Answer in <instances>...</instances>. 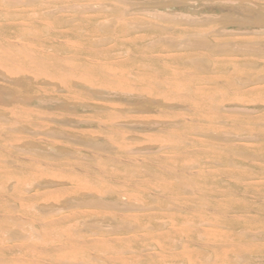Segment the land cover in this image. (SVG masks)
<instances>
[{
  "label": "bare ground",
  "instance_id": "1",
  "mask_svg": "<svg viewBox=\"0 0 264 264\" xmlns=\"http://www.w3.org/2000/svg\"><path fill=\"white\" fill-rule=\"evenodd\" d=\"M0 264H264V0H0Z\"/></svg>",
  "mask_w": 264,
  "mask_h": 264
},
{
  "label": "rangeland",
  "instance_id": "2",
  "mask_svg": "<svg viewBox=\"0 0 264 264\" xmlns=\"http://www.w3.org/2000/svg\"><path fill=\"white\" fill-rule=\"evenodd\" d=\"M226 226H227L228 228H230L231 230L233 229V226H231V225H229V224L226 225ZM254 228H256V226H254ZM230 229H229V230H230ZM250 229H251V230H254V229H252V228H250ZM237 231H241V230H237ZM237 240H238V239H237ZM237 240H236V241H237ZM236 241H234V242H236Z\"/></svg>",
  "mask_w": 264,
  "mask_h": 264
}]
</instances>
